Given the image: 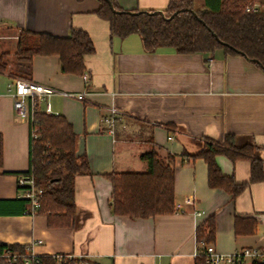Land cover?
<instances>
[{"label": "crops", "instance_id": "obj_1", "mask_svg": "<svg viewBox=\"0 0 264 264\" xmlns=\"http://www.w3.org/2000/svg\"><path fill=\"white\" fill-rule=\"evenodd\" d=\"M171 1L117 0L126 11H163ZM100 7L99 0H0L2 51L10 54L9 72L0 73L7 79L0 80V244L30 247L41 256H71L79 264H195L197 230L214 218L218 252L262 247L264 178L250 183L251 163L217 157L226 176L248 184L233 197L209 187L203 159L183 162L182 155L197 153L204 139L223 143L233 135L237 146L257 147L255 157L264 169V70L222 49L146 52L137 34L113 36L109 23L97 15ZM72 29L87 32L95 48L83 75L63 73L58 55H36L28 68L18 64L21 32L67 37ZM15 78L60 92L87 93L84 101L62 94L50 98L55 115L73 126L76 153L87 157L91 171L75 180L76 216L68 227L51 226L46 215L23 214L27 203L18 177L30 168V123L17 115L8 94ZM111 107L123 112L114 133L103 124ZM153 146L175 157L177 211L148 219L114 215L106 176L147 171L141 155ZM237 217L243 218L238 233ZM245 218L256 221L253 232Z\"/></svg>", "mask_w": 264, "mask_h": 264}, {"label": "trees", "instance_id": "obj_2", "mask_svg": "<svg viewBox=\"0 0 264 264\" xmlns=\"http://www.w3.org/2000/svg\"><path fill=\"white\" fill-rule=\"evenodd\" d=\"M256 1L173 0L163 10L165 16H162L154 14L155 11L123 10L117 0H99L101 7L97 15L109 23L113 36L126 38L139 35L145 51L149 53L163 48H171L180 54L214 53L222 49L227 55H242L264 70V11L253 13L245 9ZM94 51L89 34L80 29H72L67 37L23 31L19 35L15 55L18 64L25 68L30 66L36 55H58L63 73L83 75L87 71L86 58ZM9 57L8 52L1 50L0 73L9 72ZM9 76L13 77V73L10 72ZM202 141L197 153L185 151L182 160L203 159L208 166L210 188L222 189L237 197L248 187L247 183H238L222 172L217 163L218 156H226L231 161L248 160L251 163L250 183L263 180V163L255 157L257 147L237 146L233 135L226 136L223 143L208 139ZM76 146L77 135L64 116L37 112L35 120L30 122V168L19 175L33 176L36 185L43 189L38 214L46 215L51 226L68 227L72 224L77 208L75 180L80 175L91 174L87 157L78 156ZM174 159L169 154L163 156L153 146L141 155V160L148 165L147 171L107 175L112 184L110 207L113 214L131 219L174 214L177 211ZM24 200L27 207L23 214L29 207L28 200ZM241 219L236 218L237 233L240 232ZM245 219L251 223L253 232L256 221ZM206 224L200 226L196 233L199 256L195 264H206L201 243L208 245L215 242L214 218H209ZM5 249L26 252L24 246L0 244V250ZM61 256L64 258L62 264L80 263L78 259ZM40 258L41 262L33 264H58L53 256ZM0 264L7 263L0 258ZM19 264L23 262L19 261Z\"/></svg>", "mask_w": 264, "mask_h": 264}, {"label": "built area", "instance_id": "obj_3", "mask_svg": "<svg viewBox=\"0 0 264 264\" xmlns=\"http://www.w3.org/2000/svg\"><path fill=\"white\" fill-rule=\"evenodd\" d=\"M247 12L264 11V0H258L252 5L246 6ZM4 37L0 35V52L2 50V41ZM85 82L89 80L87 75L84 76ZM8 94L13 98L14 109L19 117H26L29 123L35 120L37 112L46 114H55L52 111L50 98L55 94H62L65 97L75 98L80 101H84L87 93H71L60 92L54 88L44 86L35 83L31 80L24 78H15L13 82L9 84ZM122 111L111 107L109 108V115L103 118V124L107 125L109 132L114 133V128L117 121L121 118ZM18 185L22 191V197L29 202V207L24 215L36 216L41 206V199L44 191L39 188L33 176L18 177ZM38 244H42L43 241H38ZM204 250V256L206 258V264H264V244L260 248H246L239 250L233 254H222L218 252L214 244L201 243ZM25 253L18 251L13 252L8 249L0 250V258H3L7 264H19V261L23 264H33L34 262H41V255L33 253L30 247H26ZM199 256V252L195 254ZM57 259L58 264H62L63 257L58 254L53 256ZM71 259L73 257H66ZM89 264V263H88Z\"/></svg>", "mask_w": 264, "mask_h": 264}, {"label": "water", "instance_id": "obj_4", "mask_svg": "<svg viewBox=\"0 0 264 264\" xmlns=\"http://www.w3.org/2000/svg\"><path fill=\"white\" fill-rule=\"evenodd\" d=\"M111 7H112L113 10H115L113 6H111ZM191 12L193 13V11H191ZM153 13H154V14H161L162 16H165V14H164L163 11H155V12H153ZM173 17H174V16H172L171 18H173ZM171 18H170V19H171Z\"/></svg>", "mask_w": 264, "mask_h": 264}, {"label": "rangeland", "instance_id": "obj_5", "mask_svg": "<svg viewBox=\"0 0 264 264\" xmlns=\"http://www.w3.org/2000/svg\"><path fill=\"white\" fill-rule=\"evenodd\" d=\"M4 52V51H3ZM13 70H17L15 67L14 68H12ZM17 73H18V71H17ZM18 76H19V74H17ZM0 80H4L5 82H6V77L5 76H3V75H0Z\"/></svg>", "mask_w": 264, "mask_h": 264}]
</instances>
